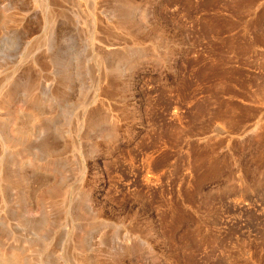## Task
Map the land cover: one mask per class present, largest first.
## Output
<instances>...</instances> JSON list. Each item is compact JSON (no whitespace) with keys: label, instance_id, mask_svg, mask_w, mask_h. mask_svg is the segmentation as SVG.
<instances>
[{"label":"rangeland","instance_id":"374dc122","mask_svg":"<svg viewBox=\"0 0 264 264\" xmlns=\"http://www.w3.org/2000/svg\"><path fill=\"white\" fill-rule=\"evenodd\" d=\"M9 251L264 264V0H0Z\"/></svg>","mask_w":264,"mask_h":264},{"label":"bare ground","instance_id":"6f19581e","mask_svg":"<svg viewBox=\"0 0 264 264\" xmlns=\"http://www.w3.org/2000/svg\"><path fill=\"white\" fill-rule=\"evenodd\" d=\"M50 13V12H49ZM55 57V56H54ZM18 111V110H17ZM18 113H19V111H18ZM29 120V119H28ZM41 120V116H40V114H33V115H31V119H30V121L31 122H39ZM41 124V123H40ZM39 124V125H40ZM35 125V124H34ZM40 127H41V125H40ZM48 129V128H47ZM47 131V130H46ZM11 132V131H10ZM30 133L28 132V131H25V132H17V133H15L14 131H13V133L11 134L12 135V137H13V139H11L10 141H9V147L11 146V147H13V148H15V147H17L18 145H19V142H20V140H21V136H23L24 137V135H29ZM38 145H39V143H38ZM37 145V146H38ZM51 145V144H50ZM51 147H53V146H51ZM37 148H39L40 150H41V148H42V145H39ZM36 148V149H37ZM11 149V148H10ZM13 164H15V163H13ZM14 172V171H13ZM7 178V177H6ZM10 178V182L11 181H13L15 178L16 179H20V180H23V179H21V178H19V177H17V175H11V177H9ZM23 178V177H22ZM53 199V198H52ZM80 242V241H79ZM32 248H34V247H32ZM79 248L81 249V247L79 246ZM34 251V250H33ZM8 252V251H7ZM11 251H9V253H10ZM88 260V259H87ZM94 260V259H93ZM92 260V261H93ZM23 261H24V259H23V256L21 255V253L20 252H18V251H12L10 254H9V257H8V259L7 260H5V263L4 264H22L23 263ZM87 262V261H86ZM95 262H96V260H95ZM2 264V263H1ZM92 264H96V263H92Z\"/></svg>","mask_w":264,"mask_h":264}]
</instances>
